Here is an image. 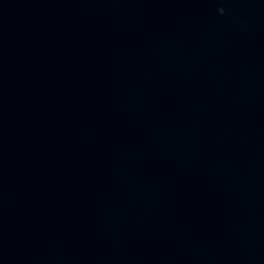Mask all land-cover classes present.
<instances>
[{
	"label": "water",
	"instance_id": "water-1",
	"mask_svg": "<svg viewBox=\"0 0 264 264\" xmlns=\"http://www.w3.org/2000/svg\"><path fill=\"white\" fill-rule=\"evenodd\" d=\"M0 264H264V0H0Z\"/></svg>",
	"mask_w": 264,
	"mask_h": 264
}]
</instances>
